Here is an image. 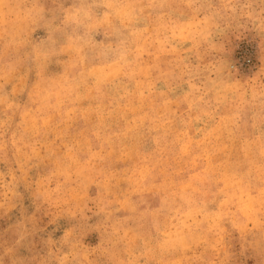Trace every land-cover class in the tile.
<instances>
[{
  "label": "rangeland",
  "instance_id": "374dc122",
  "mask_svg": "<svg viewBox=\"0 0 264 264\" xmlns=\"http://www.w3.org/2000/svg\"><path fill=\"white\" fill-rule=\"evenodd\" d=\"M0 264H264V0H0Z\"/></svg>",
  "mask_w": 264,
  "mask_h": 264
}]
</instances>
